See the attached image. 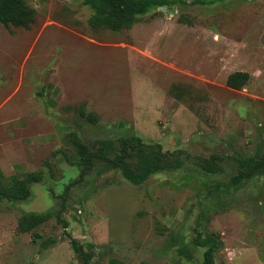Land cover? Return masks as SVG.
<instances>
[{
  "label": "rangeland",
  "instance_id": "rangeland-1",
  "mask_svg": "<svg viewBox=\"0 0 264 264\" xmlns=\"http://www.w3.org/2000/svg\"><path fill=\"white\" fill-rule=\"evenodd\" d=\"M173 1L120 32L90 28L82 0H25L31 28L0 25V196L40 177L0 200V264H82L70 239L89 264H202L198 236L217 239L215 264H264V174L233 181L239 161L264 160V0ZM234 72L249 76L239 91ZM130 137L183 154L133 185L85 169L71 141L93 153ZM211 156L218 172L195 160Z\"/></svg>",
  "mask_w": 264,
  "mask_h": 264
},
{
  "label": "trees",
  "instance_id": "trees-1",
  "mask_svg": "<svg viewBox=\"0 0 264 264\" xmlns=\"http://www.w3.org/2000/svg\"><path fill=\"white\" fill-rule=\"evenodd\" d=\"M84 6L88 7L92 14L88 19V25L93 30L104 29L111 32H120L131 29L138 22L139 17L148 14L160 7H170L175 4L173 0H82ZM36 10L29 7L25 0H0V25L5 29L22 28L28 30L35 23ZM249 76L244 72H234L227 77L226 86L239 91L246 85ZM93 123L97 118L86 115ZM77 148L78 163L84 164L88 169L94 162L104 164V168L119 169L122 177L133 185L142 184L150 175L158 173L163 169L168 158L183 152L163 153L158 145L146 146L136 137L123 138L115 146L113 141H100L94 144L95 152L90 153L85 144L76 138L71 139ZM199 166L207 173L218 172L214 163L218 157L211 156L209 159L195 158ZM127 163H131L129 166ZM256 172L264 174V160L238 162V172L233 178L235 183L243 179H250ZM16 178V177H15ZM12 180L1 192L0 200L6 199L10 202L24 201L30 195L29 185L38 183L40 177L35 174L26 175L21 180ZM42 218L36 216L26 217L19 224L20 233H27L42 222ZM194 243L203 248L202 264H215L214 254L219 247L215 237H196ZM72 251L82 260V264H89L90 255L75 240L70 239ZM111 261V260H110ZM114 263L118 261L113 260ZM122 264V263H121Z\"/></svg>",
  "mask_w": 264,
  "mask_h": 264
},
{
  "label": "crops",
  "instance_id": "crops-1",
  "mask_svg": "<svg viewBox=\"0 0 264 264\" xmlns=\"http://www.w3.org/2000/svg\"><path fill=\"white\" fill-rule=\"evenodd\" d=\"M61 91L57 88V86L53 84H48V92H47V105L50 110H52L53 107H57V99L60 96ZM111 260V261H110ZM113 260L118 261V263H114ZM126 264L124 261L117 259V258H109L106 262V264Z\"/></svg>",
  "mask_w": 264,
  "mask_h": 264
},
{
  "label": "water",
  "instance_id": "water-1",
  "mask_svg": "<svg viewBox=\"0 0 264 264\" xmlns=\"http://www.w3.org/2000/svg\"><path fill=\"white\" fill-rule=\"evenodd\" d=\"M164 9H166V7H160V8H158V10H164Z\"/></svg>",
  "mask_w": 264,
  "mask_h": 264
}]
</instances>
